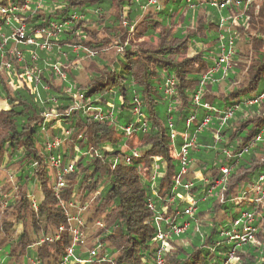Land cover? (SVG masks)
Wrapping results in <instances>:
<instances>
[{
	"label": "trees",
	"instance_id": "1",
	"mask_svg": "<svg viewBox=\"0 0 264 264\" xmlns=\"http://www.w3.org/2000/svg\"><path fill=\"white\" fill-rule=\"evenodd\" d=\"M150 1L41 0V8L33 2L14 16L26 20L24 36L36 43V31L70 22L49 39L50 51L11 40L3 45L0 37V55L15 46L24 57L12 63V73L28 68L38 81L31 94L11 89L0 73V98L10 106L0 111V170L7 172L6 185L0 184V263L153 264L159 250L155 219L170 213L175 223L190 224L171 236L163 264H264V208L247 192L264 175V137L255 142L264 127V99L250 104L264 92V0H229L222 9L225 0ZM24 2L0 0V7L20 9ZM234 17H240L236 24ZM0 28V35H10L1 16ZM230 38L229 67L213 74ZM129 125L134 131L127 136ZM172 133L180 147L185 135L195 136L185 175L179 176L183 165ZM54 138L62 145L48 152L45 143ZM52 156L63 166L73 164L59 199ZM196 172L203 180L194 178ZM178 177L192 188L173 191ZM187 192L196 201L197 224L183 216L188 203L178 196ZM72 202L84 208L78 226L69 221L77 212ZM244 212L254 214L255 241L238 249L229 234ZM69 248L73 258L65 263Z\"/></svg>",
	"mask_w": 264,
	"mask_h": 264
},
{
	"label": "built area",
	"instance_id": "2",
	"mask_svg": "<svg viewBox=\"0 0 264 264\" xmlns=\"http://www.w3.org/2000/svg\"><path fill=\"white\" fill-rule=\"evenodd\" d=\"M33 2H37L36 5V9L41 8V0H25L23 6L18 9L15 6H11V7H0V16L4 21V25L8 28H11L10 31V35L8 37H5V35H2L3 40V45H6V43L8 42V40L13 39L14 41H16L17 43H23V42H28V41H32V43L34 44V46L40 48V49H48L50 44L49 41L47 42H43L41 41L40 43H36L33 39H26L24 36V30H25V26L22 24L23 20L21 17L17 18L14 15L17 12H25V11H29L31 8V5ZM150 4H155L156 0H151L149 2ZM229 4V0H225V2H223L219 8L222 9L225 6H228ZM35 9V10H36ZM240 17H234L232 18L231 22L233 24H236L238 19ZM72 19L76 20L77 17H73ZM13 22L15 23V25H13ZM70 22H63L62 24H51V28L49 30V32H47L44 29H40L37 32L42 33V34H48L47 37L50 36H58L59 34H61V32L68 26ZM222 25H225L226 22L225 20L221 21ZM2 28H0L1 31ZM52 29V30H51ZM76 49H74L73 47V52H75ZM221 56L218 59V63L215 67L214 70H212L211 72L214 74L217 72L218 69L225 67V69H227L229 67V61L231 59V57L233 56V40L230 38L228 44L226 45H222L221 46ZM34 53V52H33ZM52 70L54 71V73L60 75L63 74L61 72V68L57 65L54 64L52 65ZM205 78V77H204ZM36 84L38 83V81L35 82ZM167 85L169 88H171L173 86V81L172 80H167ZM167 94H171V89H168L166 91ZM199 94L195 95L193 98V102L198 105L199 104V99L200 97L198 96ZM264 99V92L263 94H261L260 97H258L257 100L250 102V104L255 103L257 101H260ZM54 102V100H53ZM204 107L206 109H210V107L208 105H204ZM237 108V107H236ZM133 115L135 118H137V122H140V119L142 118V115L139 112L138 107H136L133 111ZM231 113H229L226 117L230 116ZM47 116V115H46ZM52 116V115H51ZM51 116L46 117V119H50ZM95 120L99 119V117H101L100 115H95L94 116ZM208 122V119H206L202 126H205ZM186 125H189V121L186 122ZM143 128H145V124L141 125ZM134 131V127L133 125H129L124 129V132L127 136L132 135ZM200 131V129H198L196 131V133H198ZM65 136H67V132L64 133ZM264 137V127L262 128L261 132L258 134V136L255 138V142H258L260 140H262V138ZM171 138L175 139V134L172 133ZM195 144V136L188 138L186 135L183 137V143L182 146L180 147L179 151L177 152V155L179 156L181 163H182V169L180 172V175H185L186 173V167H187V154L189 152V150L194 147ZM62 145V140L58 139V138H54L53 140H47L45 143V148L48 152H53L57 149H59ZM135 155V154H134ZM129 162V159L126 158V163ZM50 165L51 167L55 170L56 172V182L55 185L53 187V191L55 193V196L59 199V190H61L64 186V179L65 177L69 174L73 172V164L70 163L66 166H63L62 164V160L59 156H52L50 159ZM222 174H224V176L226 177L229 174V171L225 168H223L221 170ZM154 179V177L152 178V180ZM224 179V178H223ZM223 179L219 182H216V186L220 185L221 182L223 181ZM179 187H182L184 190H190L192 188V183H186L185 185L181 184V179L178 177L175 179L174 181V187H173V191L178 190ZM251 191L258 194V202H260L261 200L264 201V175L260 176L257 180V182L251 187ZM210 193V191H209ZM3 199L7 198V195H2ZM187 196V195H186ZM184 196V198H186L185 200L187 201L188 205L187 207L184 208L183 211V216L187 217L188 219H192L194 220V222L196 221L194 219V214H196L197 211V207H196V201L193 200L192 197H186ZM179 199L182 198V196H178ZM31 205L32 208L34 210L37 209V203L36 201L31 197ZM176 198L173 196L171 197V199L169 200L168 203L175 201ZM182 200V199H181ZM251 201H254L256 203V201L254 200V198L251 199ZM5 205V204H4ZM3 205V206H4ZM70 207L74 206V203H70L69 204ZM149 208L151 210H154V206L150 203L149 204ZM84 210V208L82 209ZM163 210H165L163 208ZM176 215H179L178 213ZM254 214L250 213V212H244L240 215L239 218L235 219L232 223V233L229 234V241L231 242H235L237 244V246H244L246 245L248 240H246L247 238L249 239V241L253 238V234H254ZM74 220L73 217H69V221ZM78 224L81 225V221L77 220ZM156 225H157V237L156 240L159 244V250L157 252V258L154 261L153 264H163V258H162V254L164 252V241L167 239L168 236H178L180 234H182L181 232H185L188 228H189V222H185L181 225L175 223V217L172 218V220L169 219V216H161V215H157L156 219H155ZM60 231H62V228H60ZM72 234L74 236V242L77 241L78 239V231L76 229H74L72 231ZM57 238V237H56ZM43 242V240L41 241ZM246 242V243H243ZM240 243V244H239ZM94 252H91L90 255L93 256ZM73 258V253H72V248H69L67 250V257L64 259L65 263H68L69 259ZM76 262L83 264L84 262L75 259ZM3 264V263H0Z\"/></svg>",
	"mask_w": 264,
	"mask_h": 264
},
{
	"label": "rangeland",
	"instance_id": "3",
	"mask_svg": "<svg viewBox=\"0 0 264 264\" xmlns=\"http://www.w3.org/2000/svg\"><path fill=\"white\" fill-rule=\"evenodd\" d=\"M22 20H23V22H22V24L25 26V24H26V20L25 19H23L22 18ZM52 30V29H51ZM36 39H38V40H41V41H43V42H47L48 43V41H49V39H55L57 36H50V37H47L48 36V34H42V33H39V32H35L34 33V35H33ZM0 37L2 38V35H0ZM2 40H4L3 38H2ZM11 41L15 44V46L16 45H24V46H34V44L32 43V41H28V42H23V43H17L16 41H14L13 39H11ZM38 43H40V41H38ZM49 43L50 44H48V45H51V46H49V48L48 49H45V50H43V49H40V48H36V49H38V50H41V51H50L51 50V47H52V42H50L49 41ZM15 46H12V48L10 49V50H8V51H6L5 53H7L10 57H12L13 59H11V61H6L5 60V53H3V55H0V73H1V75L3 76L2 77V79L3 80H5V78H6V80L8 81V84H9V86H10V88L11 89H13V90H16V89H27L28 91H30V93L31 94H37V84L33 81V74H32V72L28 69V68H24L23 69V73L21 72V73H12L13 71H12V68H13V64H14V62L16 63H23V55H22V53L19 51V50H17V48L15 47ZM36 47V46H35ZM233 47H234V45H233ZM31 51H33L32 50V48H29ZM74 49H76L77 50V47H75L74 46ZM75 50V51H76ZM33 52H35V51H33ZM233 52H234V49H233ZM90 56H92L91 54H90ZM14 59H15V61H14ZM230 62V61H229ZM13 63V64H12ZM77 62H75V63H72V65H70L68 68H74V67H76L77 66ZM59 67H60V64H57ZM62 69H64L65 71H66V67H62ZM55 75L56 76H58L59 77V79L60 80H64V78H65V74L63 73V74H60V75H58V74H56L55 73ZM197 95V94H196ZM199 97H200V94L198 95ZM75 99L77 100V101H80V97L79 96H75ZM54 104H55V100H54V102H53ZM209 106V105H208ZM10 108V106L8 105V103L6 102V100H4V99H1L0 98V111L1 110H8ZM211 109V108H210ZM52 114H47V116H45V118L46 117H50ZM180 144H181V140H180V138H179V136L177 137V138H175L174 139V151H175V153L176 152H178L179 151V149H180ZM175 155V154H174ZM6 174H7V172L6 171H2V170H0V184H2V185H6V183H7V181L5 180V176H6ZM194 178L195 179H197L198 181H200V180H203L202 179V175L199 173V172H196L195 174H194ZM10 182V184H11V186H12V182H13V180H10L9 181ZM189 183H192V182H189ZM13 187V186H12ZM216 187H219L218 185L216 186V185H213V186H211V188H210V191H213L214 189H216ZM250 187V186H249ZM247 188V192H248V194H252L253 193V196H254V200L256 201V204H260L263 208H264V201L263 200H261L260 202H258L257 200H258V194H256V193H254V192H252L251 191V187L250 188ZM14 189V188H13ZM5 190L7 191L8 190V187H6L5 188ZM187 196L190 198L191 197V195L189 194V192H187ZM186 196V197H187ZM32 198H33V196H32ZM182 200H185L186 198H184V196H182V198H181ZM243 200V197H240V198H238V199H236V201H235V204H239V203H241V201ZM167 204V203H166ZM165 204V205H166ZM72 208H74V209H76L77 210V212H76V214H74L73 216H70V217H73L74 218V220H72V221H70V222H73V223H76V225L78 226L79 224H78V222H77V220H79V221H81V223H82V220L80 219V218H78L77 216H79L80 217V214L82 215L83 213H84V210H82L83 208H81L80 206H78L76 203H74V206L72 207ZM164 209H166V207L164 206L163 207ZM168 216H169V219L170 220H172V216L173 215H171L170 213L168 214ZM194 216H196V214H194ZM186 219H188L187 217H186ZM195 223L197 224V220L195 221ZM98 224V227L99 226H101V225H99V223H97ZM19 227V229H20V226H18ZM16 230H18V229H16ZM74 230V229H73ZM72 230V231H73ZM71 231V232H72ZM181 233H184V232H181ZM181 235V234H180ZM78 238H79V236H78ZM171 239V237L170 236H168L167 237V239L164 241V249L165 250H167L168 248H169V240ZM246 240H248L247 242H249V243H254V241H255V229H254V234H253V238L249 241V239L247 238ZM243 243H246V242H243ZM240 244V243H239ZM238 247V246H237ZM242 246H239L238 247V249L239 248H241ZM29 263L30 264H32V262L31 261H29Z\"/></svg>",
	"mask_w": 264,
	"mask_h": 264
},
{
	"label": "crops",
	"instance_id": "4",
	"mask_svg": "<svg viewBox=\"0 0 264 264\" xmlns=\"http://www.w3.org/2000/svg\"><path fill=\"white\" fill-rule=\"evenodd\" d=\"M17 229L19 230V227H17Z\"/></svg>",
	"mask_w": 264,
	"mask_h": 264
}]
</instances>
